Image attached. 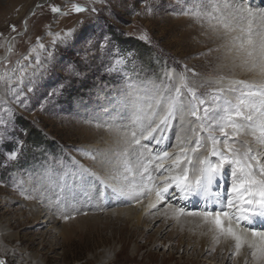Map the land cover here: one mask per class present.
<instances>
[{
    "label": "rangeland",
    "instance_id": "374dc122",
    "mask_svg": "<svg viewBox=\"0 0 264 264\" xmlns=\"http://www.w3.org/2000/svg\"><path fill=\"white\" fill-rule=\"evenodd\" d=\"M41 1L45 0H0V76L11 77L12 89L7 92L8 85L0 83V227L7 230L0 238V260L5 264H231L223 260V255L214 257L213 250L204 248L203 252H194L193 246L187 247L183 241L178 244L172 234L170 248L167 236L171 231L167 230L171 225L162 226L163 219L155 218L148 228L137 229L135 223L115 227L112 221V228L104 230L91 219L68 225L65 223L68 220L62 218L64 222L57 220L60 223L52 225L34 223L26 214L21 215L25 203L34 201L40 205L39 194L35 193L38 199H25L22 195L25 182L39 180L42 185L39 178L42 175L50 177L49 181L62 175L69 179L68 173H76L80 168L92 173H77L78 179L82 176L91 179L88 193L93 194L98 187L101 200L107 198V192L109 198H115L102 177L112 180L118 177V171L111 176L94 168L101 150L98 146L85 148L90 144L92 126L106 127L95 118L98 112L106 118L99 105L100 98L113 97L122 103L120 96L124 93L147 97L153 88L149 81L159 84L167 69L188 77L197 97L205 100L201 108L224 103L223 99L219 102L212 99V91L218 87L215 82L220 78L215 69L219 63L226 62V37L223 31L213 32L208 23L181 14L189 6L187 0H48L31 13ZM255 2L243 0L245 7H264L262 0ZM73 4L83 6L85 11L74 12ZM52 7L61 11L53 13ZM69 31L72 35L65 39L63 34ZM142 32L147 33L151 43L138 39ZM216 33L222 36V43L215 41ZM56 34H60L59 39ZM207 36L213 41H205ZM54 39H57L55 45ZM205 57L213 62L209 64ZM37 59L43 63L38 65ZM22 71L23 83L18 79ZM227 81L225 78V84ZM165 83L173 86L170 81ZM201 83L205 86L199 87ZM29 86L32 91H28ZM57 88L60 94L53 95ZM229 95L236 104L239 93ZM185 96L191 100L186 93ZM83 112L90 113L94 119L84 120ZM190 118L195 121V117ZM175 123H178L173 131L176 137L177 119L162 133H156L162 145L156 153L177 151H172L176 140L173 135L166 142ZM198 124L197 121L194 126ZM215 135L220 136L219 132ZM14 150H18L16 159L11 160L9 154ZM123 150L112 156L118 166H122L119 161L124 158L119 154ZM169 162H165L167 167ZM21 181L19 189L17 185ZM99 184L105 186L101 188ZM230 186L231 183L226 191ZM49 187L58 191L52 185ZM67 188L74 193L71 185ZM39 189L42 194L41 186ZM147 198L148 195L144 200ZM165 203L166 200L162 204ZM124 207L134 208L133 203ZM159 207L162 206L158 204ZM144 236L150 238L147 243L142 240ZM229 257L232 260L235 255L231 253Z\"/></svg>",
    "mask_w": 264,
    "mask_h": 264
},
{
    "label": "snow or ice",
    "instance_id": "6c2138e0",
    "mask_svg": "<svg viewBox=\"0 0 264 264\" xmlns=\"http://www.w3.org/2000/svg\"><path fill=\"white\" fill-rule=\"evenodd\" d=\"M187 2L189 6L183 9L181 14L191 17L196 22L208 23L213 32L223 31L225 37H230L225 45L226 56H230L233 63L240 60V64L236 66L254 71L261 79L259 82L230 79L225 84V78L221 76L215 82L218 87L213 88L212 99L218 102L223 99V106L217 104L201 108L205 105V100L197 97L196 88L189 83L188 77L184 73L166 69L164 79L159 84L149 81L153 86L151 95L136 96L137 101L147 99L149 102L134 105L132 123L136 127L131 130L126 147L120 153L124 158L121 161L123 173H133V158L139 156L135 164L136 174L141 177L147 174L151 183L142 185L136 192V197L154 194L155 199L149 203L150 209H155L158 204L163 203L167 196L172 194L171 189L179 194L181 201L192 196L202 197L204 205L199 211H186L184 207L169 204L173 218L178 219L181 216L201 218L205 224L211 226L209 230L214 232L215 239L224 237L235 242L233 255H239L241 248L247 243V247L252 249L253 259L258 261V264H264V231L258 232L249 227L257 219L264 220V163H261L264 152L254 151L250 145L237 139L250 135L256 145L264 148V10L245 7L243 0H187ZM72 10L80 13L85 11V8L73 4ZM60 11V8L52 7L53 13ZM233 33L235 35H232ZM71 35V31L63 34L65 39ZM56 37L59 39L60 34H56ZM57 39L52 41L53 45L57 43ZM138 39L151 43L144 32ZM39 47L41 50L44 49L42 43ZM132 55L129 53V56ZM48 57L52 58L51 52L48 53ZM36 63L41 65L43 62L37 59ZM18 79L23 83L25 79L23 71ZM165 80L172 82L173 86L169 87ZM0 83L8 85L7 92L12 91L11 77L0 76ZM204 86L205 83L199 84V87ZM28 91H32L31 86L28 87ZM185 93L191 100L186 98ZM236 93H239L236 97L238 102L233 104L229 94ZM52 94H60V88L55 89ZM189 117H195V121L188 119ZM173 119L180 122L174 145L177 151L169 153L165 150L156 153L153 158L147 160V163H143L142 149L147 146L141 142L155 140L159 144L161 140L155 134L162 133ZM197 121L198 127L194 126ZM216 132H219V137L215 135ZM17 151L10 153L9 159L15 160ZM169 160L170 165L165 167V162ZM153 163L157 171L163 170L158 177L161 181L159 184L149 173V166ZM226 166L231 167L232 186L225 205L220 195L214 193V185L224 173ZM83 171L87 175H92L87 170ZM124 179H127L126 175ZM22 184L21 181L17 187H22ZM38 192L39 188L33 191L23 189L22 195L25 199H38L34 194ZM113 192L117 196L132 195V192H126L124 187H114ZM56 205L65 220L75 218L68 212L69 205L66 202L58 198ZM210 205H215V208L209 210ZM225 207L229 211H225ZM76 211L78 214H87L79 213L78 209ZM0 264H5V261L0 260Z\"/></svg>",
    "mask_w": 264,
    "mask_h": 264
},
{
    "label": "bare ground",
    "instance_id": "6f19581e",
    "mask_svg": "<svg viewBox=\"0 0 264 264\" xmlns=\"http://www.w3.org/2000/svg\"><path fill=\"white\" fill-rule=\"evenodd\" d=\"M262 1L264 3V0ZM244 6L246 5L244 4ZM254 7H255V9L253 8L254 10H264V7L262 6L255 5ZM216 34H217L216 37H214L215 41H220L222 43L223 42L222 36L218 35V33ZM232 35H235V33H233ZM206 39L207 40L205 41H208V40L213 41V39L209 38L208 36L206 37ZM228 39H230V37H226V41H228ZM205 58H206L205 61L206 62L208 61L209 64H211L212 60L209 57H205ZM225 60L226 62L219 63L215 69V73L219 75L220 77L223 76L228 80L237 79V80H245L248 82H259L260 81L261 78L254 71H248L246 70V68H241V67L236 66L240 64V60H236L235 63H233V60L230 56H227ZM120 97H122L123 99L122 103L115 101L113 97H108L105 99L100 98L99 105H100V108H102L105 111L104 116L106 118H103L99 112H98V115L95 116V118L98 117V120L99 122H101V125L106 126V127L95 128L94 126L91 125L93 128L92 129L93 133L90 135V139H89L90 144L87 147H85V148H95V146L96 147L98 146L100 148L99 150L101 151L99 152V155L97 158L98 159L97 165H95L94 168L98 169L99 171L105 170L108 173H110V175L111 173H114L116 171H118V174L123 173V167L118 166V164L113 160L112 156L118 154L120 150H123L126 147V141L130 138L131 130L136 127L132 123L133 118H134V113H135L134 105L136 103L146 104V101H147V100L137 101L133 93H129L127 95L126 93H124ZM232 97L229 95V98H231V102L233 103ZM126 100L129 102L127 103ZM127 104L129 106H127ZM83 115L84 117L82 118L84 120L88 118L94 119V116H92L90 113L83 112ZM188 119L191 120L190 117ZM105 120L106 122H104ZM86 121H89V120H86ZM176 128H178V123L177 124L175 123L173 128L169 132V138L166 141L167 143H169V141L172 140L173 131ZM125 133H127L128 135L126 136ZM188 134L191 135V133H188ZM174 138L176 139V137ZM237 139L240 142L246 141L247 144L250 145L254 151L264 152V148H260L258 145H256L255 141L253 140V137L250 135H244L243 137L237 138ZM153 141L148 140V141L141 142L142 144L147 146L146 148L142 149L143 154H144V158L142 161L143 163H147L148 159L153 158L156 152L161 151L162 149V145L160 143L157 144L156 141H154L153 143ZM248 141H251V143H249ZM87 144H88V141H87ZM175 144H176V140L173 143L172 151L177 150L174 147ZM99 150H96V151H99ZM87 154L90 155L89 153ZM138 158L139 156H137L136 158H133V161H132V164L134 165L133 173L131 174L123 173V175H118L117 178L116 176L112 177L113 178L112 180L106 177H102V180H104V182L108 186H110L108 187V191L114 194L115 198L114 197L109 198L110 195L107 192L106 193L107 198L105 199L102 197L103 199L101 200L100 198L101 189L98 187H96L97 189L94 188L93 194L88 193L89 192L88 182H91V179L83 178L84 176L78 179L77 173H81L82 175H84L82 173L83 171L81 170V168L78 169L76 173H71V174L68 173L69 179L67 178V176L62 175L61 178L59 177L58 179L52 177L53 180L49 181L50 177L44 178V175H42L41 177H39L40 179H42V185H40L39 180H33L32 183L29 180L25 182L24 189L33 191V189L39 188V186H41L42 194L41 192L37 193L39 194L40 205L34 201L25 203L24 207L26 209L21 212V215L24 216V214H26L28 217H30L29 218L30 220H32L34 223H39V224L40 223L46 224L49 222L52 225H54V224L60 223L57 220H63L64 222V219H62L63 216L61 215V212L57 210V205H56L57 199L61 196L60 199L69 205L68 212H70L72 215L73 214L78 215L76 211L77 209L79 210V213H87V214L89 213L90 215V216L89 215L85 216L83 214L81 217L75 216L74 219H70L65 222L68 225L70 223H76V222L78 223L80 221H85L86 219H89V220L91 219L94 221V223L98 227H102L101 229H104V230H108L112 228L113 226L112 221L114 222L115 227L117 225H128L130 223H135L136 225L134 228L137 229L139 226L148 228L147 225L150 223V221L155 220V218L157 220L163 219L162 226L167 227V225H171V228L167 230V231L169 230L171 231L170 235L167 236V241L169 242L168 246L170 248H171L170 243H172L170 236L172 234L174 235L175 238L177 237L178 244H179V241H183V244L186 245L187 247L193 246L194 252H197V251L203 252L204 248H207L208 251L213 250V252L216 254L214 255V257L215 256L219 257L220 255H223V260L231 264H258V261L254 260L253 257L251 256L252 249H249L247 247V243H245V245L241 248L239 255H235V258L231 260L229 255L235 252V242L230 239H225L224 237H220L219 240L215 239L214 232L209 230L211 226L208 224H205L201 218L192 217V216H181L178 219L173 218L172 209L168 207L169 204L176 206V207H184L186 211H199L202 207L200 209H197V208L200 207L201 203L203 202L202 197L192 196L189 202L185 203L184 201H181L178 197H176L175 195L176 193H175L174 195L172 194L169 196L173 198L168 197L169 199L168 198L166 199L165 204H162V203L159 204L162 207L157 208L156 211L155 209L149 208V203L155 199L154 194L152 196H148L147 200H144L146 195L143 197H136L135 194L136 192L139 191L142 185L151 183L147 178V174H145L143 177L136 174L135 164H136V159ZM169 163L167 164L169 165ZM261 163H264V157L261 158ZM152 165L149 166V173H151V175L154 178H156L155 182L159 184L161 183V181L158 179V177L160 176L162 170L157 171L155 167V163H153ZM140 171H142V169H140ZM101 174L103 173L100 172V175ZM124 175L127 176V179H124ZM231 175H232L231 167L226 166L224 173L222 174L221 177L218 178L216 184L214 185V193H218L220 196H222V192L225 191V189L223 188L224 183L228 180V177ZM61 181H62V184H60ZM230 183L232 184V179L230 180ZM68 184L73 187L74 189L73 194H71L68 191V188L66 187ZM49 185H52V187H56L58 191L57 190L51 191V188L49 187ZM98 186H101V188H103L105 185L102 186L101 184H99ZM114 187H124L125 191L126 192L131 191L132 195L117 196L113 192ZM18 188L20 189V187ZM65 198L67 199L65 200ZM131 203H133V207H134L133 209L124 207V204L126 206ZM121 207H124V208H121ZM110 208L111 209L113 208V209L110 210ZM137 208H139L138 211L136 210ZM214 208H215V205L209 206V210H213ZM9 211L10 210H8V212ZM109 211H112V212H109ZM105 212H109V213H105ZM101 213H105V214H101ZM81 223H84V222H81ZM257 223L258 221L256 220L254 224L250 225L249 227L254 228V229L259 228L257 227ZM263 223H264V220H263ZM108 224H110L109 226L110 228L108 227ZM260 229L258 230L256 229V231H264V229L263 230H260ZM112 230H114V227ZM6 232H7L6 227H0V234H1L0 238H3ZM133 235L135 236L137 234L133 232ZM149 239H150L149 237H145V236L142 238V240L145 243H147ZM251 239L252 238L249 233V241H251ZM257 243H260V242L257 241ZM173 244L175 243L173 242Z\"/></svg>",
    "mask_w": 264,
    "mask_h": 264
},
{
    "label": "water",
    "instance_id": "95a60500",
    "mask_svg": "<svg viewBox=\"0 0 264 264\" xmlns=\"http://www.w3.org/2000/svg\"><path fill=\"white\" fill-rule=\"evenodd\" d=\"M48 2V0H45V1H41L39 2L38 4L35 5V7L31 10V13L34 12L36 9H38L39 7H41L42 5L46 4ZM39 5V7H38Z\"/></svg>",
    "mask_w": 264,
    "mask_h": 264
}]
</instances>
